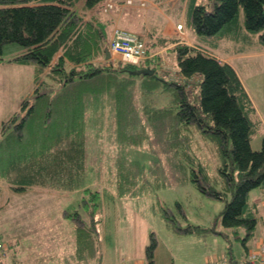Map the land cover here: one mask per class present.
Segmentation results:
<instances>
[{
    "label": "trees",
    "instance_id": "trees-1",
    "mask_svg": "<svg viewBox=\"0 0 264 264\" xmlns=\"http://www.w3.org/2000/svg\"><path fill=\"white\" fill-rule=\"evenodd\" d=\"M114 5L110 0H0V62L36 65L32 97L2 122L0 175L18 191L33 186L59 192L88 190L98 179L105 190L131 195L145 187L150 167L131 159L127 147H144L156 139L178 146L184 141V125H196L218 144L223 187L210 182L203 164L193 168V180L210 196L227 198L230 192L223 223L247 225L252 233L257 217L245 212L250 190L264 187V134L261 149L254 150L252 135L262 120L237 70L209 49L180 42L179 37L162 38L161 44L176 43L178 73L159 71L150 63L162 64L160 53H154L161 45L150 39L145 40L147 56L140 63L107 59L114 21L105 12ZM190 22L198 34L217 39L257 31L264 45V0H213L212 9L194 1ZM9 43H19L23 50L5 58ZM143 60L155 73L142 74L139 82L130 70L146 67L141 66ZM166 90L169 102L154 100ZM62 212L75 221L74 264H95V217L88 221L79 209ZM171 213L164 209L176 229L187 230ZM152 240L145 264H155L154 234Z\"/></svg>",
    "mask_w": 264,
    "mask_h": 264
},
{
    "label": "rangeland",
    "instance_id": "rangeland-1",
    "mask_svg": "<svg viewBox=\"0 0 264 264\" xmlns=\"http://www.w3.org/2000/svg\"><path fill=\"white\" fill-rule=\"evenodd\" d=\"M110 1L115 4L114 8L105 13L114 21L112 36L120 28L132 29L134 33L150 31L152 39H157L171 17L183 22L189 36L195 40L199 38V44L217 56L237 52L246 55L234 62L245 84L254 96L263 101L264 45L259 41L260 32L245 30L246 34L241 33L240 38L227 39L221 45H214L215 36L198 34L190 22L192 2L203 3L212 9L213 0H175V3L172 2L175 8L166 4L153 6L152 2L149 4L142 0L141 3L139 0ZM119 10L126 13L125 19ZM239 22L244 23L243 7L240 8ZM178 24L177 30L183 33L184 27L179 29ZM22 50L19 43H9L3 56L10 58ZM160 55L162 70L155 61L150 63L158 66L159 71L165 72V68L178 73L175 72L176 51L168 48ZM114 60L125 61L122 55L121 58L116 55ZM146 65L147 60H143L141 66ZM141 75H136L139 82ZM173 75L165 76L172 78ZM35 77V63L0 62V139L3 120L20 110L25 98L32 97ZM44 79L52 80L47 74H44ZM160 93L154 96V100L163 101L162 104L169 102V91ZM263 134L260 128L253 133L251 145L254 150L261 149ZM182 137L184 141L178 146H170L171 143L156 139L144 147H127L131 159L150 167V179L145 187H140L138 191L141 192L131 195H120L118 189L105 190L104 181L101 183L98 179L89 184L92 189L88 190L81 187L59 192L33 186L18 191L0 175V244L3 245L0 264H66L68 261L74 264V259L78 260L74 256L75 221L63 216L64 209H79L88 221L91 216L95 217L98 250L95 249L96 258H90L93 259L91 263L136 264L141 260L145 264L148 261L147 247L153 242L152 234L157 238L155 264H206V260H213V264L228 260L225 264H229V261L245 258L248 251L256 248L264 238V208L260 205V210L254 211L252 205L254 199L263 197L262 187L250 190L248 195L245 215L252 212L257 216L253 232L248 234L247 225L244 224L226 226L222 211L227 200L231 199V193L227 198L210 196L201 191L193 180V168L198 170L199 165L203 164L210 182L222 189L218 144L205 137L196 125H191L189 129L184 125ZM99 188L101 191L98 194L96 190ZM165 208L174 211L171 215L176 223L187 230L176 229L174 221L164 216Z\"/></svg>",
    "mask_w": 264,
    "mask_h": 264
},
{
    "label": "crops",
    "instance_id": "crops-1",
    "mask_svg": "<svg viewBox=\"0 0 264 264\" xmlns=\"http://www.w3.org/2000/svg\"><path fill=\"white\" fill-rule=\"evenodd\" d=\"M140 1V3H141V0H139ZM142 1H146V2H149V4H150V2H152V5L153 6H161V5H168L169 7H173L172 6V2L173 3H175V0H160V1H155V0H142ZM123 4V3H122ZM124 5V4H123ZM173 8H175V7H173ZM119 12L122 14L121 15V17L123 18V19H125V17H126V13L125 12H123L122 10H119ZM178 23H183V22H180V21H175L173 18H169L168 20H167V22H166V24L164 25V27L160 30V32H159V36H158V38L157 39H152V36H151V32L149 31V32H147V33H141V32H137V33H139V34H141L142 35V37L147 41L148 39H150L151 41H153L154 43H158L159 45H161L162 44V38H176V37H179L181 40H180V42H182V41H184V42H186V43H188V44H190V45H193V46H196V47H203L202 45H200L199 44V38L197 39L198 40V42H197V40H195V39H193L191 36H189V34L187 33V31L185 30V25H184V29H183V33H180L179 32V30H177V28H176V25L178 24ZM126 28V27H125ZM131 31H134V30H132V29H130ZM148 31V30H147ZM112 34L113 33H111V38H112ZM240 36H241V34L239 35V36H231V37H227V38H225V37H222L221 39L219 38V39H216V41H213L212 43L214 44V45H221L224 41H227V39H229V40H231V38H240ZM111 38H110V40H111ZM197 38V37H196ZM206 41H209L210 39H205ZM176 43H172V42H168V44L167 45H165V46H158L157 47V49H156V51L154 52L155 54L156 53H163V51H165L166 49H168V48H173V46L175 45ZM244 52V51H243ZM153 53V54H154ZM236 53V52H235ZM238 53H240V54H242L241 52H237L236 54H234V53H228L227 55H225V56H218L221 60H223V61H226V62H229L230 64H232L234 67H235V69L237 70V72H238V74L240 75V77H241V74H240V72H239V70H238V68H237V66H236V64H235V62H234V60L235 59H237V58H240V57H245V56H243V55H240V54H238ZM118 56V57H120L121 58V55L120 54H117V53H112V56L113 57H115V56ZM162 65V64H161ZM160 65V66H161ZM164 70H167V69H165V68H163ZM161 70H162V66H161ZM168 71V70H167ZM168 72H170V71H168ZM242 79V78H241ZM242 81H243V79H242ZM243 83H244V85H245V87H246V89H247V91H248V93H249V95H250V97H251V99H252V101H253V103H254V106H255V108H256V110H257V113H258V115L259 116H262V124H261V127H260V129H263V131H264V110L263 111H261V108L260 107H263V109H264V99H263V101L260 99V98H258V97H256V96H254V94L252 93V91L250 90V88L248 87V85H246L245 84V82L243 81ZM261 112H262V114H261ZM262 194H263V197H257L256 199H254L253 200V208H254V211L255 210H257V211H259L260 210V205L264 208V187H262ZM257 217V216H256ZM261 241H264V238H262L261 239ZM259 242V241H258ZM257 242V243H258ZM261 242H259V244H260ZM259 244H257V245H259ZM213 261V260H212ZM212 261H210V260H206V264H213V262ZM228 261V260H227ZM226 260H223V262H222V264H225V262H227ZM236 261H238V260H232V261H229V262H231V263H229V264H236ZM59 264H60V262H58ZM136 264H142V261L141 260H139L138 262H136Z\"/></svg>",
    "mask_w": 264,
    "mask_h": 264
},
{
    "label": "built area",
    "instance_id": "built-area-1",
    "mask_svg": "<svg viewBox=\"0 0 264 264\" xmlns=\"http://www.w3.org/2000/svg\"><path fill=\"white\" fill-rule=\"evenodd\" d=\"M183 27L182 23L178 24L179 29ZM110 48L113 53H120L125 61L135 64L140 63L147 56L145 39L137 33L120 28L114 31ZM236 264H264V241L256 248L250 249L247 256L236 261Z\"/></svg>",
    "mask_w": 264,
    "mask_h": 264
},
{
    "label": "water",
    "instance_id": "water-1",
    "mask_svg": "<svg viewBox=\"0 0 264 264\" xmlns=\"http://www.w3.org/2000/svg\"><path fill=\"white\" fill-rule=\"evenodd\" d=\"M105 52H106V58L109 59L110 57H112V50L109 46H107L105 48ZM131 73H135V74H146V75H150V74H154L155 73V69L150 67V66H146V67H141L139 69H134V70H130Z\"/></svg>",
    "mask_w": 264,
    "mask_h": 264
}]
</instances>
